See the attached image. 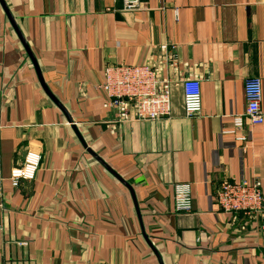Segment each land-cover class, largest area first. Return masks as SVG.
Wrapping results in <instances>:
<instances>
[{"label":"crops","instance_id":"1","mask_svg":"<svg viewBox=\"0 0 264 264\" xmlns=\"http://www.w3.org/2000/svg\"><path fill=\"white\" fill-rule=\"evenodd\" d=\"M3 1L20 34L0 3V264H264V222L215 199L227 178L264 192V122L235 127L247 77L261 79L264 113V0H142L131 11L122 0ZM107 64H149L178 82L171 116L121 121L105 108ZM188 78L201 80L194 117ZM28 150L41 166L15 187ZM177 183L190 184V212L175 209Z\"/></svg>","mask_w":264,"mask_h":264},{"label":"built area","instance_id":"2","mask_svg":"<svg viewBox=\"0 0 264 264\" xmlns=\"http://www.w3.org/2000/svg\"><path fill=\"white\" fill-rule=\"evenodd\" d=\"M142 0H122L124 10L140 7ZM179 84L175 80L163 78L155 66L138 64H107L104 80L100 87L106 100L105 108L117 111L121 121H156L172 114V88ZM183 88L184 111L187 117L197 116L202 110L201 80L188 78L181 82ZM245 112L235 117V127L242 129L245 120L250 126L264 122L261 111V79L250 76L245 79ZM245 140L246 136H241ZM39 152L28 150L24 161L11 170L10 180L17 187L23 180L35 179L41 166ZM219 208L229 214H243L258 217L264 222V192L260 180L235 181L227 178L221 181L215 193ZM2 178H0V208L3 207ZM175 209L177 212H190L193 208L191 187L188 183L174 186Z\"/></svg>","mask_w":264,"mask_h":264},{"label":"water","instance_id":"3","mask_svg":"<svg viewBox=\"0 0 264 264\" xmlns=\"http://www.w3.org/2000/svg\"><path fill=\"white\" fill-rule=\"evenodd\" d=\"M0 3H1V5H2V7H3V9L5 10V12H6V14H7V16H8V18H9V20H10V22L12 23V25L14 26V28L16 29V31L20 34V32H19V30H18V28H17V26L15 25V21H14V19H13V16L10 14V12H9V9L7 8V6H6V4H5V2L3 1V0H0ZM21 36V35H20ZM24 42V41H23ZM24 45H25V47H26V49H27V51H28V53L30 54V56L32 57V59L34 60V58H33V56H32V54H31V52H30V50H29V48H28V46L24 43ZM35 62V61H34ZM35 66H36V70H37V72H38V74H39V76H40V71H39V69H38V67H37V65L35 64ZM40 78H41V76H40ZM41 81H42V79H41ZM45 86V85H44ZM45 89L46 90H48L47 89V87L45 86ZM51 96V95H50ZM51 98L56 102V104L62 109V111L64 112V114H65V116L67 117V119H68V121H69V123H71L72 125H73V127H74V130L76 131L77 130V128L75 127V122L72 120V118L70 117V115L68 114V112L66 111V109L61 105V104H59V102L57 101V100H55L54 98H53V96H51ZM76 133H77V136H78V138H79V140L81 141V143H82V145L84 146V148H86V150L109 172V173H111L115 178H117L122 184H124L129 190H130V192H131V194H132V197H133V200H134V202H135V206H136V208H137V210H138V206H137V201H136V197H135V193H134V191H133V189H132V187H131V185L126 181V180H124L115 170H113L98 154H96L88 145H87V143L85 142V140L83 139V137L81 136V134L79 133V131H76ZM149 241V240H148ZM149 244H150V246L152 247V245H151V243H150V241H149ZM152 249L154 250V252L157 254V252L155 251V249L152 247Z\"/></svg>","mask_w":264,"mask_h":264}]
</instances>
